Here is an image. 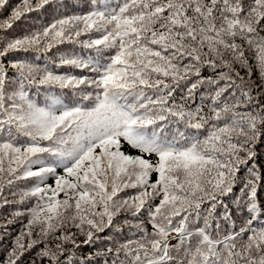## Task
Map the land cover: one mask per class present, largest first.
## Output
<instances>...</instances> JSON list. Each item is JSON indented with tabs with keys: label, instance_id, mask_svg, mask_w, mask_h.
Wrapping results in <instances>:
<instances>
[{
	"label": "snow or ice",
	"instance_id": "1",
	"mask_svg": "<svg viewBox=\"0 0 264 264\" xmlns=\"http://www.w3.org/2000/svg\"><path fill=\"white\" fill-rule=\"evenodd\" d=\"M262 187L264 0H0V264H264Z\"/></svg>",
	"mask_w": 264,
	"mask_h": 264
},
{
	"label": "trees",
	"instance_id": "2",
	"mask_svg": "<svg viewBox=\"0 0 264 264\" xmlns=\"http://www.w3.org/2000/svg\"><path fill=\"white\" fill-rule=\"evenodd\" d=\"M126 148H127V146H126ZM127 150L133 151L132 149H127ZM260 195L262 198H264V187L261 188ZM225 202L227 203V200ZM3 211L5 213H7L8 209L5 208ZM3 222H4L3 219H0V223H3ZM20 227H21L20 223H16V224L11 225L8 229L9 235L6 236L2 241H0V259L3 258L4 249L11 246V241H12L13 237L16 235V233L19 231ZM80 239H83V238H80ZM33 251H35V250H33Z\"/></svg>",
	"mask_w": 264,
	"mask_h": 264
}]
</instances>
